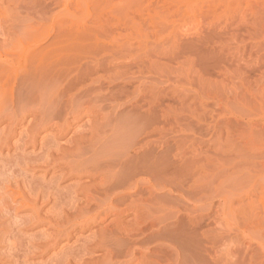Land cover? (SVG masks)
Listing matches in <instances>:
<instances>
[{
    "label": "rangeland",
    "instance_id": "1",
    "mask_svg": "<svg viewBox=\"0 0 264 264\" xmlns=\"http://www.w3.org/2000/svg\"><path fill=\"white\" fill-rule=\"evenodd\" d=\"M121 2H122V0H96V1L94 0V2H93V0H81V1L80 0H61V49L62 50L64 49V51L61 50V52H64V54L61 53V57L65 56V55L69 56V55H71L70 53H72L71 57L74 56L75 59H73V61H72V58L69 56L71 58L70 59L67 56L66 61L69 62V60H71V63H69V64L73 65L72 66L73 68L76 67V65H79L76 68H78V70L82 69V71H83V69H84L83 66H85L87 64L86 62H88L87 65H90L91 60L94 61V59H92V57H97L99 54L96 56H91L89 59V55H86V54L83 55L82 54V52H85V51H82V50L77 51L76 49H90L91 47H92L91 49H109V48L110 49H112V48L113 49H126V50H124L125 52L123 51L121 53V55H117L118 57L116 56V58H118V60L115 58L116 60L115 59L112 60V63H113V65L118 64V62L120 63L121 59L125 58L124 56H126L125 62L124 61H121V62H123V64L128 63L125 65H127L126 70L127 71L129 70V72L123 71V69H118V70H114L113 71L114 73L112 72L114 75L117 74L118 72H120V74L118 73V75L116 77L113 76L111 73H108V72H107V74H105L106 76L108 75L107 77L113 76L110 78L112 83H113V80H114V82L116 80H120V82L116 81L114 83L117 85L116 86V85L112 84L111 81L109 82V79L107 78L106 80L108 83L105 81L106 82L105 86L109 85L108 87H112V88L115 86L114 89L120 88L119 86L125 87L124 88V95L126 97L125 98H124V96L122 97L121 102L123 105H121V107L124 106L126 108L127 106H132V104H133V107H135L136 105H141L140 106L141 110L142 111L146 110L145 112H147L148 110L149 111L152 110L153 105L156 102L155 104H157V105H156L155 109L158 110V112L156 113V115L158 114V116H156V117H158V122H160V123H158V126L161 127V129H163L165 127L163 130L172 129V132L174 135L178 133L177 135H175L176 137L174 135H172V136L174 137L175 140L179 139L178 143L180 141V145H181L180 150L181 151H183L187 145L188 149L186 148L185 150H187L190 153L186 152L187 153L186 154L183 151L182 153H180V154L184 153L183 155H181V158L185 155V157H183V158L186 159V156H187L188 159H186V160H188V161L195 159V155L196 154L198 155V153H199V152H197L199 145H201V147H203L202 143H204L203 149L206 150V152L205 151L204 152L206 153L205 157L207 158V159H205V164L208 163V164H206V166H208L211 163L210 164L211 166H208L209 168L207 167L210 170L209 172H211L213 170V168H214V171H212L211 173H215V171L217 172V169L222 165L221 167H223V169L220 170V172L223 170L222 176L221 175H220L221 177L217 176L216 180L209 183L210 185H212L214 183V185L210 186L209 187L210 189H208V190L206 189L207 191H205V193H204V200H203L204 211L203 212H205V208H207L208 210L206 209L205 213H206V215L208 214L207 215L208 217L206 215H204L202 220H201L200 215L203 212L201 213V211H200L201 210L200 204H202V202L197 200V198L196 199L193 198L192 205H189V207H188V209H191L190 210V217L192 218V220L194 222L193 223L194 224V226H193L194 230H192L191 233H188L187 234L188 236L178 234V233H177L178 235L176 234V236H178V237H176V238H178V243L180 241L182 242L183 240H185L184 241L185 243L184 242H182V243L185 246L187 244L188 247H186V248H190L189 251L187 252V249L183 248L184 246H181V244H182L181 242L177 245L178 247H176V248L179 249L178 250L179 252L177 250H175L176 253L172 254V257H174V255H175L174 258H177V263L178 264H203V263L204 264H216V263L217 264H224V263L225 264H254V263L257 264V263H259V262H256V260H254L253 262L252 261L250 262V260H248V259H250L251 255H252V253H251L252 248L250 249L248 247L252 246L251 244L253 243L254 239L251 236L248 238L249 235L247 234V232L246 233L242 232L243 230H241V228H243V226L238 224L234 217L237 216L236 215L237 213L235 212L236 209L238 207L244 206L245 204L248 205L249 202L250 203L252 201L255 202L256 204H254V205L256 206V208L258 210L260 207L259 208L257 207V203L259 206H262V207L264 204L263 203L264 202V195H263L264 194V191H263L264 190L263 189L264 188V184H263L264 182H262V181H264V177H263L264 171H260L262 168H258L260 166H257V164L259 165L260 162L264 159V153H263V151H264V136H263L264 135V0H123V2H122L123 5L121 4ZM87 3H89V4H87ZM117 3L121 4V6ZM85 5L87 6V9H86ZM83 7H85V8H83ZM97 14H99L98 17L100 19L108 22L106 25V29H108V30L107 31L104 30V33H105V31L109 32V33L103 34V37L100 36V34H99L101 32V35H102L103 29L99 32L96 31V29H94L93 32H90L91 30L88 32L86 30V27L80 26L82 23H86L87 21H88L87 25L90 26L91 20H93V18L96 17ZM23 15L24 14L21 12L20 16L23 17ZM20 19H21V17L17 18L18 22L13 24V26L11 27L12 28L11 31L3 28L4 29L3 33L5 32V30L7 31V32H5L7 34H5L4 38H6V36L8 37V35L11 36L12 33L14 34V32H12V31H15L16 34H18V35L21 34V32L24 30V28H22V26L19 24L24 25V23L19 22ZM78 19H79V21H78ZM20 26H21V28H20ZM94 26H96V25H94ZM107 26H108V28H107ZM5 27H7V26H5ZM82 28H84L85 32H82V31H84ZM93 28L94 27L92 26V29ZM20 29H22V30H20ZM50 29L51 28H48V32H49L48 33L49 37L47 39L48 42H50L52 40L53 34H54L52 29L51 30ZM98 29L100 30L101 28H98ZM109 29L111 31H109ZM17 30L20 31V33ZM95 31L98 32L100 38H98V36H96V35H93V34L91 35V33L97 34V33H95ZM74 32H75L76 36L74 35ZM86 34L89 36L87 37ZM106 34H107V36H106ZM84 35H85V37H83ZM90 35L93 36L94 38L93 37L91 38ZM14 36H16V35L14 34ZM14 36L12 35V37H14ZM79 36H80V38H79ZM77 37H78V39H77ZM95 37H96V39H95ZM95 40H97V41H95ZM1 41H0V43H2ZM105 46H106V48H104ZM15 48L17 50V46H14L13 49H11V50L7 49V51L9 53L3 52L5 54V56H4V54L2 53L3 59H6V61L11 62V60L13 58L12 56H14L15 55L14 53H16L18 51V50L14 51ZM69 49H72V52H71V50L69 51ZM138 49H140V50H138ZM148 49H149V51H148ZM75 50H76V52H75ZM127 51H129V52H127ZM68 52H69V54H65ZM77 52H80L81 55H80V53L78 54ZM154 52H155V56L153 54ZM11 53L13 55L10 57ZM76 53H77V55H80V57L83 55V58L81 57V59H82L81 64L78 63V61L80 62L81 59L79 56H76ZM6 54L9 55V58L7 57L8 55L6 56ZM85 56L87 58H85ZM99 56H98L99 57L98 59L101 58V55H99ZM141 56H143V57H141ZM156 56H157V58H156ZM15 57H16V55H15ZM76 57L79 58L80 60L79 59L77 60ZM146 57H148V58L146 59ZM152 57H154V58H152ZM64 58L62 57V60L65 62ZM67 58L69 60H67ZM142 58L145 60H143ZM62 60H61V62H63ZM74 60H76V62ZM87 60H89V61H87ZM134 60H135V63H134ZM110 61H111V59L108 60V62H106L107 65L112 64V63H109ZM116 61H118V62H116ZM129 61H132V62H129ZM154 62L156 65L155 68L157 70H155V68H151L152 70H154V71H152L149 68L151 67V65ZM133 63H134V65H133ZM80 65H83V66H80ZM142 65H144V67L146 65V67L142 68L141 67ZM134 66H136L137 69H135ZM138 69H140L143 73L140 70L139 71L146 77H144L143 75L141 76L140 75L141 73L138 72ZM135 70H137V71H135ZM123 72H126L127 75L130 73L132 75L133 74L134 75L133 76H129V75L127 76ZM137 72L139 73V77H138ZM152 72H154V73H152ZM110 74H111V76H110ZM121 74H124L125 78H122V77H124V75L122 76ZM146 74H150V75H146ZM155 74H156V76H154ZM119 75H121L120 78H122V80L119 78ZM71 76H72V78H70ZM71 76H69L67 78L69 80V82L72 81L70 79H73V75H71ZM131 79H132V82H131ZM67 82L68 81H66V83ZM66 83L64 82L63 86H64V84L66 85ZM125 85H128V86H125ZM137 88H138V90H137ZM153 92H156V93H153ZM148 97H150V98H148ZM141 98H142V100L140 101ZM155 99H157V100H155ZM138 100H139V103H138ZM153 100H155V101H153ZM64 101L66 102V98H64L63 102ZM127 102L128 103L131 102V104H128ZM133 102H135V103H133ZM136 102H137V104H136ZM142 102H144V104ZM148 103H150V104H148ZM80 110H81V116L78 118L79 120H77L75 122V121H73V117L68 118L69 121H73V122L71 124V128L67 132V135L66 134L64 135L65 137L63 136L61 138L58 136L59 138L57 139L56 132L59 129L55 126H51V127L49 126V128L47 127V130H45V131L41 130V133L39 132L38 138H36V140H35V147L34 146L31 147V145L29 144V145L25 146L24 148H23V144H22L24 142L19 139L20 138L19 134L24 129L27 130V127H28L27 125H29V123L32 120L38 119L39 116L35 115L32 112L27 114L28 116L25 115L26 116V117L24 116L25 120L23 119L24 122L21 121L18 124V126L15 127L16 128L15 129L13 125H9V123L11 122L10 121L11 119H9L10 116L9 115H8L9 117L7 116L8 119L6 118V116H4L10 112L5 111L6 114L4 112H3V114H0L1 115L0 116V141L1 142L3 141L2 142L3 145L0 143V179H2V180H0V182L2 184V185L0 184V187H1V189L4 188L3 190H5L3 192L5 194H2L4 196H0L2 199H4V200L7 199V197H6L7 194H11L12 197H14V195L16 196L17 195L16 192H14L12 190H14L15 188L17 189L16 186L20 187V185L23 182H24L23 183L24 185L22 184L20 187V189H22V190L24 188L23 186H25V185H26V187L28 185H30V191H31L32 185H34V187H36V186L42 187L44 185L48 186L49 184H51L50 187L48 186L49 190H51V187H53V189H54L56 184L59 185V186L56 185V187H55L58 189L59 194L61 193L62 190L65 191V189H69V184H72L71 182H73V181L75 182V178L74 179L68 178V176L70 174H68L67 177L61 179V174L58 172L56 173L55 172L56 170H54V169H50L47 172L45 170H43V168L40 169L39 167H36L34 169L35 165H33V164L38 165L39 162L36 163V161H32V163L33 162L34 163L31 164L30 163L31 160H29V159L31 157L32 158L40 157V159H41V156H43L45 158V156H44L45 154H42V145L45 144V142H47L45 138L51 139V141H52V138H54V136H52V135H55V137H56L54 139L55 143L58 145H62V144L64 145L68 142L70 135L72 136V131L74 133L76 131L81 130V128H79V127L83 126L86 123V121L89 122L92 118L89 117L88 115L83 114L84 111H82V108H80ZM167 113H168V115H167ZM121 115L122 114L117 116V121L115 120L113 124H112V122H110V124L106 123V126L110 125L111 129L113 128V130H115L113 133V137L114 136L115 137L112 139L111 137L108 136L107 140L110 139V142L106 140V143L105 142L102 143V141H101L99 144H97L99 148L101 146L103 147L106 145H107V147H110L111 143L114 142L116 136H117L116 140L122 139V137H123L122 133L127 132V126H128V130H131L132 128L134 129V127L137 126L136 123H134L135 120L130 121V120H128L127 116H124L125 114H123V116H121ZM86 116H88V117H86ZM99 116L101 118L102 115H99ZM120 116L123 120L120 118ZM3 117H5L6 119L5 118L3 119ZM124 117H125V119H124ZM126 117H127V119H126ZM1 118H2V120H1ZM123 121H124V123H123ZM115 122H117V123L115 124ZM73 123H74V125H73ZM132 123H133V125H132ZM19 125H20V127H19ZM9 126L10 127L13 126V127L9 128ZM119 128H121V129H119ZM10 129H11L12 135H10V131H8ZM77 129H79V130H77ZM123 129L125 130V132ZM221 130H223L225 132V134ZM5 132H7V133H5ZM181 132H183L184 134ZM185 132H187V133H185ZM219 132H220V134H219ZM251 132H252V134H250ZM261 132H263L261 134L262 136H260V134H259ZM188 133L190 135L192 133V135H194V136L191 135V137H190ZM237 133H238V135H237ZM239 134H241V135H239ZM242 134H243V136H242ZM45 135L47 137H45ZM48 135H50L52 138L50 136H49L50 137L49 138ZM179 135H181V136H179ZM195 135H197V136H195ZM219 135H221V136H219ZM245 135H246V137H244ZM17 136L19 138H17ZM216 136H217L219 142L221 140L220 144H222V146H223V148L221 146L222 150H220V152L218 150V153H217V151L215 153L217 145L214 146L215 144L218 143L217 142L218 140L216 141L217 138L215 139ZM247 136H248V138H247ZM196 137H198V138L200 137V138H202V140H200V138L197 139ZM219 137H220V139H219ZM3 138H5V139H3ZM181 138H183V139H181ZM192 138H194V140ZM224 138H225V140H224ZM262 138H263V140H262ZM231 139H232V141H231ZM248 139H250V140H248ZM42 140L45 142H43ZM183 140H185V141L183 142ZM188 140H191L193 142V144L191 141H189V143H191V144H189L187 142ZM205 140H206V142H205ZM237 140H238V142H237ZM241 140H243L244 142ZM18 141L20 144L18 143ZM165 141H166V139H165ZM260 141H261V143H260ZM41 142H43V143H41ZM185 142L188 144H185ZM199 142H200V144H197ZM245 142H246V144L244 147ZM250 142H252L251 145H250ZM14 143H15V145H14ZM40 143L42 144L41 146H39ZM48 143H50V142L48 141ZM253 143L255 144V146L253 145ZM36 144H37V146H36ZM103 144H105V145H103ZM230 144H232V145L237 144V145L231 146ZM248 144L250 147H252V146H254V147L250 148L248 146ZM16 145H18L19 147ZM193 145L196 147H194ZM227 145H229L231 148ZM211 146H213V147H211ZM39 147H41V149ZM158 147L155 148L156 152L162 153L164 147H162V146H158ZM183 147H184V149H183ZM201 147L199 149H201ZM224 147H226L228 150ZM236 147H238V149ZM243 148H244V150H243ZM254 148H256V149L254 150ZM193 149H194V151H193ZM203 149H202V151H203ZM39 150H41V151H39ZM175 150H177L176 147H174V149L172 151L173 154L171 153V156H172V158L175 157V158L179 159L180 156H178V154H179L178 152H181V151L178 149L179 151L177 150L178 152L177 151L175 152ZM195 150H196V153H195ZM238 150H241V151L243 150V152L242 153H241V151L238 152ZM259 150H260V152H258ZM192 151H193V153H192ZM211 151H213L214 153ZM228 151H230L231 153ZM221 152H223V154H221ZM161 153H159V154H161ZM191 153H192V155H191ZM227 153H228V155H227ZM232 153H234L236 156L239 154L246 153V155L249 154L250 157L249 156L247 157L245 155H244L245 156L244 159H243V157L242 158L239 157L238 159L245 160L246 165L245 164H244L245 166L242 164L236 165L235 164L236 160L234 158L235 155L233 156ZM38 154L39 155L42 154V155L38 156ZM175 154H176V156H175ZM225 154L229 157H227ZM27 155H28V158L27 157L25 158V156H27ZM30 155H33V156H30ZM193 155H194V157H193ZM197 155H196V158H197ZM199 155H200V153H199ZM208 155H209V158L207 157ZM222 155L225 157H223ZM230 155H231V157H230ZM218 156H220V157L218 158ZM43 157H42V160H43ZM222 157H223V159H222ZM181 158L179 160H181ZM183 158H182V160H183ZM220 158L222 160H220ZM253 158H255V159H253ZM258 158H261V159H258ZM27 159L29 160V162H27L28 161ZM23 160H25L26 163ZM54 160L55 159H53L51 162H53ZM38 161H40V160H38ZM198 161L200 164V158L197 160V162ZM231 162H233V163H231ZM27 163L29 165L31 164L33 166H31V165L28 166ZM54 163H55V161H54ZM21 164H23V165H21ZM218 164H219V166H218ZM255 165L257 168L255 167ZM28 167H29V169H28ZM234 169H236V170H234ZM243 171H245V172H243ZM254 171H257V173ZM66 172L67 171H65V173ZM246 172L250 174V175H247L248 177L246 176V174H247ZM231 173L233 176L231 175ZM254 173L256 176L254 175ZM1 174H3V175H1ZM4 174H5V176H4ZM234 174L237 176H235ZM223 175H224V178H222ZM251 175H253V176H251ZM58 176L60 177V179L58 178ZM230 176H232L231 178H234V179L231 180ZM252 178H253V180H254V178L255 179L257 178L256 181H258L259 183L256 182L255 180L253 181ZM222 179H223V183H220V184H222V185H220L218 181L221 180V182H222ZM225 180L227 181V183L225 182ZM38 181H40V183H42L43 185H41ZM43 181L45 183H48V184H45ZM48 181H51L52 183L56 181V183H53L54 184V186H53V184L48 182ZM82 181H85V182L90 181L93 184H95V183L99 182V177L98 178L94 177L93 179H91V178L89 179V177L88 178H82ZM82 181L80 184L85 183ZM215 181H216V183H215ZM251 182L252 183L255 182L256 184H259V185L262 183L261 185L263 186V188H262L263 193L260 190V188L262 186H259L260 188H258V190L256 192H252L253 194L255 193L257 196L252 195L250 189H248V187L251 185L250 184ZM10 183H11V185H10ZM25 183H28V184H25ZM241 183H242V185H241ZM248 183H249V186H247ZM217 185H220V186L218 187ZM229 185H230V187L228 188L227 186H229ZM3 186H5V187H3ZM47 186H46V188H47ZM213 186H215V189H213L214 188ZM11 187L14 189L8 190ZM19 187H18V189H19ZM62 187H64V188L66 187V188L64 189ZM220 187L222 189H220ZM238 187L240 189L239 191L237 190ZM46 188L42 187L43 190H48ZM234 188H237V189H234ZM246 188L250 192H247ZM28 189H26V190H27V193L29 194ZM213 190L217 191L219 193V195H217L218 193L214 192ZM10 191H12V192L10 193ZM51 191H50V194H52ZM210 191L211 192L213 191V192L211 193ZM220 191H222L224 193L222 194ZM228 191L232 192V194L228 193ZM24 192H25V190H24ZM1 193H2V190L0 191V195H1ZM27 193H26V195H27ZM238 193L243 197V199L240 195H238ZM214 195H215V197H214ZM224 195H226L227 197ZM232 195L235 196L234 197L235 199L233 198ZM246 195L250 196V198L245 197ZM28 196L29 195H27L26 197H28ZM216 196H217V198H216ZM222 196L229 198V200H227L226 198H224ZM54 197L56 198L57 202L56 201L55 202L51 201V202H53L56 207L54 206L53 203L51 204V202L47 203L48 201L46 202V204H47L46 206L45 205H41V206L38 205V203L41 204V201H39L37 203L38 208H39V206H40V208L43 206L42 211H41V215H45L44 212L45 213L47 212L46 214L50 213L54 216L53 217L49 214L51 217L49 215H46L47 217H50L51 219H52V217L56 218L55 214H57V211H56L57 207H58L57 204H59V202L61 203V198H60L61 196L60 197L59 196H53L51 198L54 199ZM208 197H212V198L209 199ZM230 197H231V199H230ZM57 198L58 199L60 198V199L58 200ZM213 198H215V199H213ZM260 199H263V200H261L263 204L261 203ZM4 200L2 201L3 203L0 204L1 205L0 209H1V212H3L5 210V212H3V213L7 212V216H6V214L4 215L3 213L0 212L1 215L3 214L0 217L5 218V219H0V226H1L0 227L1 228L0 229V231H1L0 237H2V238H0V264H61V259H60L61 255H59V254H61V252H60L61 247H62V250L66 249V247L68 248V246L74 245V242L77 240L78 236L80 237V239L83 238V240H86V237H88V235H90L88 230H82L81 229V231H80V228H78L77 232L79 231V233H78L77 237H74L75 239H71L69 242H68V240H61L60 239V241L59 240L57 241V244L54 246V249L52 248V249H49L46 251L43 247H39L36 245L39 244L37 242H40V240H42L41 238L39 240L40 236L37 235L38 232L44 231L45 228L47 229L48 225L47 226L43 225V227L39 226V225L38 226L33 225L32 223L35 219L33 220L29 211L27 212V211L20 210V209H17L15 211H13V209H12V211H10L8 209H4L5 205H3V204H5L8 201V199L5 200V202H4ZM195 200L197 202H194ZM223 200H226V202L224 201L225 204L223 203ZM230 200H232L233 202H229ZM235 200L237 203L235 202ZM19 201H21V200L17 199L16 204ZM166 202H167V204L171 203L168 201H166ZM166 202H161V203H162V205H165ZM199 202H200V204H199ZM197 203H198V205H197ZM233 203H234V205H233ZM167 204L165 205L166 207L165 206L164 207L167 208V210L171 209L172 208L171 206H173V204H171V206H170V204H168V207H167ZM217 204H219V205L217 206ZM236 204H239V205H236ZM193 205H194V207H193ZM227 205H229V206H227ZM227 207H229V208H227ZM48 208H50V211L47 210ZM51 208H52V210L53 209L54 210L52 211ZM220 208H222V210ZM230 208H231V210H229ZM195 210H196V212H195ZM232 210H233V213H236L235 216L233 217L234 222H232L233 220L230 217V216L234 215V214L230 215V213L232 214ZM53 212L55 214H53ZM191 212L195 213V214L193 215V214H191ZM11 213H12V215H9ZM219 216H221L222 219ZM205 217H207V218H205ZM223 217L224 218L228 217L230 219L227 218V219H225L226 220L225 221ZM133 218H134L133 214L127 215V216L121 215V218L114 215V216L107 218V220L103 221V223H101V222L98 223V225L96 227L95 226L92 227V229L90 231L91 232H97L100 228H103L105 226V224H108V222L110 220L117 222V224H124L125 225L129 219L132 220ZM193 218L194 219L196 218V220L194 221ZM24 219H25V222H24ZM237 219H239L238 216H237ZM188 220H189V218H188ZM198 220L200 222H198ZM228 220H232V221H229L230 222L229 223ZM235 221L237 224L235 223ZM122 222H124V223H122ZM202 222L203 223L205 222L204 225ZM215 222H216V224H215ZM219 222H221V223H219ZM231 222L234 224L233 226H232ZM197 224H198V226H196ZM199 224L202 226H199ZM218 225L221 228H217V227H219ZM236 225L240 229L237 227H234ZM203 226H205V228ZM223 226L225 228L228 227V229H225ZM236 228H237V230H236ZM201 229L203 231H201ZM213 229L214 230L217 229V230H215L216 233ZM204 230H205V232H204ZM210 230H211V232H210ZM230 230L232 232H230ZM193 231H196V236H194L195 232H193ZM47 232H49V234L55 233V231L54 230L51 231V229H49V227L47 229ZM223 232H225V233H223ZM203 233H205V234L203 235ZM220 233H221V235H220ZM197 234H198V236H197ZM216 234L219 236H216ZM201 235H202L203 241H205V240L206 241L204 242L205 244H203L204 245L203 248L202 247L198 248L199 244H197V243L199 242L198 239H200V240L202 239ZM179 236H182L185 239L180 237L182 239L179 240ZM221 236L224 238H222ZM187 237L191 238V240L186 239ZM230 237L232 239H230ZM235 238H237L238 241ZM243 239H245L244 242H243ZM251 239H253V240H251ZM1 240H2V242H1ZM212 241L214 244L212 243ZM217 241H219V242H217ZM6 242H8V244H6ZM159 242H161V243L163 242V244L165 243L164 240L163 241L160 240ZM159 242L156 241L154 244H160ZM208 242H211V243H208ZM215 242H217V243H215ZM19 243L21 246L19 245ZM24 243L29 247H27V246L24 247ZM35 243H37V244H35ZM191 243L193 246L191 245ZM247 243L250 244V246L247 245ZM217 244H218V246H217ZM9 245H10V247H13L12 250H14L15 247L18 250L19 248H21L23 246L25 248V250L22 249L23 253L24 254L26 253L27 256H26V254L24 256L23 253H20L22 250L19 249L18 250L19 252H18L15 249L18 253H16L17 255L14 253L15 255L13 254L14 255V258H13V255L11 252L12 250L9 247ZM31 245L34 246L33 250L31 249V247H32ZM213 245H215V246H213ZM76 246H77V244H76ZM191 246H192V250L194 252L196 250L197 252L193 253V251L191 250ZM244 246H246V247H244ZM74 247H75V245H74ZM182 248L185 250L182 251ZM237 248H239V249H237ZM253 248H255V245ZM200 249L201 250L203 249L202 250L203 253L201 252ZM228 249H229V252H228ZM233 249L237 250L238 253H236V251H234ZM245 249H246V251H245ZM190 250H191V253H190L191 257L189 256L190 254L188 255L185 253V252L189 253ZM199 250H200V252H199ZM221 250H222V252H221ZM7 251L9 253L11 252L10 253L11 256H8L9 253ZM33 251H35V253H33ZM45 251H46V253H45ZM103 252L104 251H101V250H99L97 252L95 251V253L92 252L91 257H92V259H94L92 261V263L95 262L93 264H98L100 262L101 257H99V256H102V254L105 253V252L104 253ZM244 252H246V253H244ZM180 253H181V256H180ZM218 253H222V254L219 255ZM6 254H7V256H6ZM193 254L196 256H194ZM177 255H178V257H176ZM15 256H18V257H15ZM192 256H193V258H192ZM9 257H12L13 259L9 258ZM20 257H22V258H20ZM57 257L59 259H57ZM122 257H124V258H122ZM122 257L120 258V262H122L123 264H132V263L133 264H140V262H141L140 258L137 259L138 256H135V258L134 257L133 258L126 257V258L130 259V261H129L130 263L129 262L124 263L125 260H127V259H125L124 255H122ZM242 257H243V260H242ZM66 258H68V257L66 256ZM14 259H17V260H14ZM97 259H99V260H97ZM122 259H124V260L122 261ZM135 259H137L138 261L137 260L135 261ZM58 260H60L59 263H57ZM74 260H76V258ZM95 260H97V261H95ZM131 260H134V261L131 262ZM178 260H179V262H178ZM241 260L245 261V262H242ZM55 261H57V262H55ZM222 261H223V263H222ZM257 261H259V260H257ZM74 262H73V264L76 263V262L75 263ZM161 264H164V263L161 262ZM262 264H264V262H262Z\"/></svg>",
    "mask_w": 264,
    "mask_h": 264
},
{
    "label": "bare ground",
    "instance_id": "2",
    "mask_svg": "<svg viewBox=\"0 0 264 264\" xmlns=\"http://www.w3.org/2000/svg\"><path fill=\"white\" fill-rule=\"evenodd\" d=\"M93 2H94V0H93ZM122 2H123V0H122ZM122 2H121V4H122ZM87 4H89V3H87ZM117 4H119V3H117ZM121 4H119V5L121 6ZM83 8H85V7H83ZM86 9H87V6H86ZM21 12L24 14L23 17L20 16ZM98 15L99 14H97L96 17H94L93 20H91L90 26L87 25L88 21L86 23H82L80 26L86 27V30L88 32L90 30H91L90 32H93L94 29H96V31L99 32L103 29L102 35H101V32L99 33L100 36L103 37V34L109 33V32H106L108 30V29H106V25L108 22L100 19L98 17ZM19 17H21V19H20L21 21L19 20V22L24 23V25H22V24H19V25H21L22 28H24V30L21 32L20 35L16 34L15 31H12V32H14V34L16 36H14V34L12 33V35L14 37H12V35L10 34L11 36L8 35V37L6 36V38H4L5 34H7V33H5V32H7L6 30L8 29L9 31H11V29H12L11 27L13 26V24L18 22L17 18H19ZM78 21H79V19H78ZM94 25H96V26H94ZM5 26H7V27H5ZM21 26H20V28H21ZM92 26L94 27L93 29H92ZM3 28L6 29L4 33H3V31H4ZM48 28H51L52 31L54 32L53 38L50 42H48V40H47L49 37ZM98 28H101V29L99 30ZM107 28H108V26H107ZM82 29L84 30V28H82ZM20 30H22V29H20ZM104 30H106L105 33H104ZM96 31H95V33H97V34L91 33V35L93 34V35L98 36V38H100L98 32H96ZM109 31H111V30L109 29ZM18 32L20 33V31H18ZM82 32H85V30ZM87 34H86V36L88 37L89 35H87ZM74 35H75V32H74ZM91 35H90V37L92 38L93 36H91ZM106 36H107V34H106ZM83 37H85V35ZM79 38H80V36H79ZM77 39H78V37H77ZM95 39H96V37H95ZM0 41L2 42V43H0V114H3V112L5 113V111L6 112L9 111L10 113H7V115H4V116H6L7 119L10 116L9 119H11L10 120L11 122L9 123V125H13L14 128L17 127L21 121H23L25 115H27L31 112L34 113L35 115L39 116L38 119H34V120L31 119L32 121L29 123V125H27L28 126L27 130L24 129L21 132L22 134L21 133L19 134L20 138L17 136V138H19L20 140H22L24 142V143H22L23 148L29 144L31 145V147L32 146L35 147V140H36V138H38L39 132L41 133V130H44V131L47 130V127L49 128V126L50 127L55 126L59 129L56 132L57 139L59 137L62 138L65 134L67 135V132L71 128L72 122L73 121L76 122L77 120H79L78 118L81 116L80 108H82V111H84L83 114L88 115L89 117L92 118L91 119L92 121L91 120L89 122L86 121V123L83 126H80V127L78 126L79 128H81V130L77 129L79 131H76L74 133L72 131V136L70 135L68 142L64 145L63 144L58 145L55 143V140H54L56 138L55 135H52V136H54V138H52L50 135H48V137L50 136L52 138V141H51V139H47V138H45L47 142L42 140L43 142H45V144L42 145L41 143H43V142H41L39 146L42 145V154H45L44 155L45 158L43 156H41L42 154L41 155L38 154V156H41V159H40V157H35V158L31 157L32 159L29 157L30 158L29 160H31L30 161L31 164L34 163V162L32 163V161H36V163L39 162L38 165L33 164V165H35L34 169L36 167H39L40 169L43 168V170H45L46 172L50 169H54V170H56L55 171L56 173L58 172L61 174V179L67 177L68 174H70L69 175L70 177L68 176V178H71V179L75 178V182L72 180L73 181V182H71L72 184H69V189H65L66 187L65 188L62 187L65 189V191H63L61 189L62 190L60 193L61 195L59 194L58 189L55 188L57 184L55 185L54 189H53V187H51L52 191L49 190V188H48V186L50 187L51 184H49L48 186L47 185L42 186L43 188L44 187L46 188V186H47L46 189H48V190H43L42 187H38V186L34 187V185L31 186L32 187L31 191H30V185H28L29 187L27 186L29 189L25 185V186H23L24 188L22 190V189H20V187L24 183L23 182L20 185V187L16 186L17 187V189L15 188L16 190L12 187L8 189V190L14 189L12 191L16 192L17 195L16 196L14 195V197H12L11 194H7V196L5 195L8 199V201L5 204H3V205H5V207L2 205L4 207V209H8L10 211H12V209H13V211H15L17 209L24 210L27 212L29 211L33 220L35 219L34 221L32 220L33 225H35V226L39 225L42 227H43V225H46V226L48 225V227H49V229H51V231L54 230L55 231L54 234H49V232H47V229H48V227H47V229L45 228L46 230L44 229V231L38 232V234H37L40 236V237L38 236L39 240H40V238L42 240H40V242H37L39 244L35 243V244H37L36 246L43 247L46 251L49 249H52V248L54 249V246L57 244L58 240L60 241V239L61 240H68V242L71 239H75L74 237H77V235L79 233V231L77 232L78 228H80V231H81V229L82 230H88L90 235H88V237H86V240H83V238L80 239V237L78 236L77 240L74 242L75 247L73 244H72L73 246H68V248L66 247V249H63V250L61 247V251H60L61 254H59L57 252L59 255H61V258H60L61 264H73L74 261L76 262V263L74 262L75 264H93L95 262L92 263V261L94 259H92L91 254H92V252L95 253V251L97 252L99 250L104 251L105 253L103 252L104 254H102V256H99V257H101V259H100V262L98 261L99 262L98 264H123L122 262H120V258L122 257V255L125 256V259H127V260H125L124 263H128L130 261V259H128V258H133V257L135 258V256H138L137 259L140 258V261H141L140 264H161V262L164 264H178L177 258H174L175 255H174V257H172V254L176 253L175 250H177V251L179 250L176 247H178L177 245L181 242L180 241L178 243V238H176L178 236H176V234L178 233V234H182V235H187L188 233H191L192 230H194L193 229V226H194L193 223L194 222H193L192 218L190 217V210L191 209H188V207H189V205H192L193 198H195V199L197 198V200L202 202V204H200V202H199V204L201 205L200 206L201 207V210H200L201 213L204 211V209H203L204 193H205V191L210 189L209 188L210 186L214 185V183L212 185H210L209 183L216 180L217 176L218 177L220 175L222 176L223 170L220 172V170L223 169V167H221L222 165L219 168L217 167L218 168L217 172L215 171V173H211L212 171H214V168L211 172H209L210 170L208 169L209 168L208 166H211L210 165L211 163L208 166H206V164H208V163L205 164V159H207V158L205 157L206 156L205 155L206 150L203 149L204 143H202L203 147H201V145H199V148L201 147V149L198 148V150H197V152L200 153V155H199V153H198V155L196 154L197 158L195 155V159L188 161V160H186V159H188L187 156H186V159L183 158V157H185V155H184L182 157L183 158V160H182L181 155H183L184 153L183 154H180V153H182L183 151L185 153L188 152L187 150H185L187 148V145H186L185 149L183 147L184 150L181 151L180 150V146H181L180 141L178 143L179 139H177V140L174 139V137L172 136V135H174L172 132V129L163 130L165 127L163 129H161V127L158 126V123H160V122H158V117H156V116H158V114L156 115L158 110L155 109L157 104H155L156 102L155 103L153 102L157 99L152 101L154 103L153 108L151 111H149L147 109L148 110L147 112H145L146 110L145 111L141 110V107H140L141 105H136V106L134 105L136 108L133 107V104H132V106L126 105L127 106L126 108L124 106L121 107V105H123L121 102L122 97L123 96H124V98L126 97L124 95V88L125 87L118 85L120 88L114 89L115 86L112 88V87H108L109 85L105 86V84L107 82V80H106L107 78L109 79V82H110L111 77H113V76L116 77L118 75V73L120 74V72H118V73L116 72L117 74L114 75L113 74L114 70L123 69V71H127L126 70L127 65H125V64H128V63L123 64V62H121V61L125 62L126 56H124L125 58H122V59L120 58L121 59L120 63L118 61H116V62H118V64L113 65V63H112V60H114L117 55H121V53L126 49H113V48L112 49H110V48L109 49H91L92 47L90 49H76L77 51H80V50L85 51L86 53L82 52V51L81 52L83 55L84 54L89 55V59L91 56H96L98 54L101 55L100 59H98L100 57L99 55H98L99 57L98 56L92 57V59H94V61L91 60L92 64L90 63V65H87L88 62H86L87 64L85 66L80 65V66H83V68H84L83 71H82V69L78 70V68H76L79 65H76V67L73 68L72 67L73 65L69 64V63H71V60H69L68 58H67V60H69V62L66 61V57L68 55L62 56L63 58L65 57L64 58L65 62L62 60L61 53L64 54V52H61V50H62L61 49V0H0ZM95 41H97V40H95ZM14 46H17V50H18L17 51L15 48L14 51H17V52L16 53L13 52L16 55V57H15V55L12 56L13 54L11 53L10 57L12 56L13 58H12L11 62L10 61L8 62V61H6V59H3L2 53L3 52L9 53L7 51V49L11 50V49H13ZM104 48H106V46ZM70 50L72 52V49H69V51ZM76 50H75V52H76ZM138 50H140V49H138ZM62 51H64V49ZM129 51H127V52H129ZM148 51H149V49H148ZM155 52L153 53L154 56H155ZM77 53L79 54L80 52H77ZM77 53H76V56L80 57L81 53H80V55H77ZM65 54H69V52L65 53ZM70 54L71 55H69V56L71 57L72 53H70ZM7 55L8 54H6V56ZM83 55L81 56L82 58H83ZM4 56H5V54H4ZM7 57L9 58V55ZM73 57H71L72 61H73V59H75V57L74 58ZM81 57H80V59H81ZM141 57H143V56H141ZM85 58H87V57L85 56ZM147 58L148 57H146V59ZM152 58H154V57H152ZM156 58H157V56H156ZM76 59L78 60L79 58L76 57ZM110 59H111V61L109 63H112V64L107 65L106 62H108V60H110ZM116 59L118 60V58H116ZM61 60L63 62H61ZM143 60H145V59H143ZM74 61L76 62V60H74ZM87 61H89V60H87ZM81 62H82V59L80 62L78 61L79 64H81ZM129 62H132V61H129ZM134 63H135V60H134ZM134 63H133V65H134ZM155 66L156 65L154 62L149 69L152 70L151 68H155ZM134 67H135V69H137L136 66H134ZM141 67L145 68L146 65H145V67H144V65H142ZM139 70L140 69H138V72L141 73L142 71L140 70L141 71L140 72ZM155 70H157V69L155 68ZM135 71H137V70H135ZM152 71H154V70H152ZM107 72L111 73L113 76H111V74H110L111 77H107L108 75L107 76L105 75V74H107ZM127 72H129V70ZM123 73L127 75L126 72H123ZM139 73H138V77H139ZM142 73L140 74L141 76L143 75ZM152 73H154V72H152ZM124 74H121V75L123 76ZM71 75H73V79H70L72 81L69 82V80L67 78ZM121 75H119V78L121 77ZM128 75L133 76L134 74L132 75L130 73ZM146 75H150V74H146ZM154 76H156V74ZM144 77H146V76H144ZM70 78H72V76ZM122 78H125V75ZM122 78H120V79L122 80ZM132 79H131V82H132ZM65 80L68 82L66 83ZM116 81L120 82V80H116ZM64 82L66 83V85L64 84V86H63ZM115 82H114V80H113V83L111 81L112 84H114ZM114 85H116V84H114ZM125 86H128V85H125ZM137 90H138V88H137ZM153 93H156V92H153ZM64 98H66V102L65 101L63 102ZM148 98H150V97H148ZM141 100H142V98L140 99V101ZM144 102H142V103L144 104ZM133 103H135V102H133ZM138 103H139V100H138ZM128 104H131V102ZM136 104H137V102H136ZM148 104H150V103H148ZM120 114H122L121 116H123V114H125L124 116H127L128 120H130V121L135 120L134 123H136L137 126L136 125H135L136 127L133 126L134 129L132 128L131 130H128V126H127V132L122 133L123 134L122 139L116 140V138H117V136H116L114 142L111 143L110 147H107V145H106L103 147L101 146L99 148L97 144H99L101 141H102V143L103 142L106 143L108 136L111 137L112 139L115 137V136L113 137V133L115 130H113V128L111 129L110 125L106 126V123L110 124V122H112V124H113L115 120L117 121V116ZM99 115H102L101 118ZM167 115H168V113H167ZM88 116H86V117H88ZM121 116H120V118H121ZM69 117H73V121H69L68 120ZM127 117H126V119H127ZM4 118L5 117H3V119ZM124 119H125V117H124ZM1 120H2V118H1ZM116 123L117 122H115V124ZM123 123H124V121H123ZM20 125H19V127H20ZM73 125H74V123H73ZM132 125H133V123H132ZM13 126H11V127H13ZM11 127L9 126V128H11ZM119 129H121V128H119ZM8 131H10V135H12L11 129ZM221 131H223V130H221ZM124 132H125V130H124ZM5 133H7V132H5ZM181 133H183V132H181ZM185 133H187V132H185ZM192 133H191V135H192ZM262 133L263 132L259 133L260 136H262L261 135ZM177 134H175V135H177ZM219 134H220V132H219ZM224 134H225V132H224ZM250 134H252V132ZM191 135L189 134L190 137H191ZM197 135H195V136H197ZM237 135H238V133H237ZM239 135H241V134H239ZM179 136H181V135H179ZM192 136H194V135H192ZM219 136H221V135H219ZM242 136H243V134H242ZM248 136H247V138H248ZM45 137H47V136L45 135ZM244 137H246V135ZM196 138L199 139L200 137L199 138L196 137ZM216 138H217V136L215 137V139ZM3 139H5V138H3ZM165 139H166V141H165ZM181 139H183V138H181ZM192 139L194 140V138H192ZM219 139H220V137H219ZM200 140H202V138H200ZM217 140H218V138L216 139V141ZM224 140H225V138H224ZM248 140H250V139H248ZM262 140H263V138H262ZM48 141L50 143H48ZM107 141L110 142V139ZM184 141L185 140H183V142ZM189 141H191V140H188L187 142L189 143ZM231 141H232V139H231ZM241 141H243V140H241ZM2 142L0 141L1 144H2ZM205 142H206V140H205ZM217 142H216L217 144L214 143L215 144L214 146L217 145L216 150L214 149L215 153H216V151L218 153V150H219V152H220V150H222L221 149L222 144H220L221 140H220V142H219V140ZM237 142H238V140H237ZM18 143H19V141H18ZM188 143L185 142V144H188ZM251 143L252 142H250V145H251ZM260 143H261V141H260ZM37 144H36V146H37ZM189 144H191V143H189ZM192 144H193V142H192ZM197 144H200V142ZM245 144H246V142L244 143V147H245ZM14 145H15V143H14ZM103 145H105V144H103ZM230 145L235 146L237 144H234V145L230 144ZM253 145L255 146L254 143H253ZM16 146H18V145H16ZM158 146L164 147L162 153L159 152L161 154L156 152L155 148H157ZM227 146H229V145H227ZM248 146H249V144H248ZM254 146H252V147H254ZM174 147H176L177 150L179 149L181 151V152H178L179 150L178 151L175 150V152L177 151L179 153V154L178 153L177 154H178V156H180L181 160H179L180 158L179 159H177L175 157L172 158L171 153L173 154L172 151H173ZM194 147H196V146H194ZM211 147H213V146H211ZM252 147H250V148H252ZM39 148L41 149V147H39ZM222 148H223V146H222ZM224 148H226V147H224ZM236 148L238 149V147H236ZM202 149H203V151H202ZM255 149L256 148H254V150ZM243 150H244V148H243ZM243 150L242 151L238 150V152L241 151V153H242ZM39 151H41V150H39ZM193 151H194V149H193ZM193 151H192V153H193ZM211 152H213V151H211ZM228 152H230V151H228ZM258 152H260V150ZM188 153H190V152H188ZM192 153H191V155H192ZM195 153H196V150H195ZM263 153H264V151H263ZM221 154H223V152H221ZM227 155H228V153H227ZM232 155L234 156L235 154L232 153ZM244 155L247 157L248 156L250 157V155L249 154L246 155V153L239 154L237 156L235 155L236 157L234 156V158L236 160L235 161L236 165L237 164L238 165L239 164H242V165L245 164L246 165L245 160L238 159L239 157L240 158L243 157V159H244V157H245ZM30 156H33V155H30ZM175 156H176V154H175ZM26 157L28 158V155L25 156V158ZM42 157H43L44 161L42 160ZM193 157H194V155H193ZM198 157L200 158V164H199V161L197 162V160L199 159ZM207 157L209 158V155ZM219 157L220 156H218V158ZM223 157H225V156H223ZM223 157H222V159H223ZM227 157H229V156H227ZM230 157H231V155H230ZM53 159H55L54 160L55 163H54V161L51 162ZM222 159L220 158V160H222ZM253 159H255V158H253ZM258 159H261V158H258ZM29 160L27 162H29ZM38 160H40V161H38ZM23 161H25V160H23ZM25 163H26V161H25ZM231 163H233V162H231ZM219 164H218V166H219ZM21 165H23V164H21ZM27 165L30 166L28 163H27ZM33 165H31V166H33ZM257 166H260L258 168H262L260 171H264V159L260 162L259 165L257 164ZM255 167H256V165H255ZM28 169H29V167H28ZM234 170H236V169H234ZM65 171H67V172L65 173ZM243 172H245V171H243ZM254 172L257 173V171H254ZM249 173H247L246 176L250 175ZM1 175H3V174H1ZM224 175L222 178H224ZM231 175H232V173H231ZM254 175H255V173H254ZM4 176H5V174H4ZM232 176H230V178ZM235 176H237V175H235ZM251 176H253V175H251ZM88 177H89V179L90 178L93 179L94 177H96V178L99 177V182L93 184L90 181H88V182L82 181V178H88ZM58 178L60 179L59 176H58ZM257 178L256 179L254 178V180L256 181ZM232 179H234V178H231V180ZM0 180H2V179H0ZM252 180H253V178H252ZM51 181H48V182L52 183ZM81 181L85 182V183L80 184ZM38 182L40 183V181H38ZM218 182H219V184L223 183V179H222V182H221V180ZM225 182L227 183L226 180H225ZM252 182L250 183L251 184L250 186H249V183L247 185V186H249L248 189H250L251 193L256 192L258 190V188H260L259 186H262L261 185L262 183L259 185V184H256L255 182L254 183H252ZM256 182H258V181H256ZM262 182H264V181H262ZM53 183H56V181ZM215 183H216V181H215ZM0 184H1V182H0ZM25 184H28V183H25ZM40 184L43 185L42 183H40ZM45 184H48V183H45ZM10 185H11V183H10ZM220 185H222V184H220ZM220 185H217V186L219 187ZM241 185H242V183H241ZM53 186H54V184H53ZM57 186H59V185H57ZM3 187H5V186H3ZM18 187H19V189H18ZM213 187H214L213 189H215V186H213ZM227 187L229 188L230 185ZM25 188L29 190L28 191L29 194L27 193V190ZM262 188H263V186L260 188L261 192L264 189V188L263 189ZM0 189H1V187H0ZM3 189H1L2 193L0 196H4L2 194H5V193H3L5 191ZM220 189H222V188L220 187ZM234 189H237V188H234ZM248 189H247V192H250V191H248ZM24 190L27 193V195H29L28 197H26L27 195L24 192ZM237 190L238 191L240 190L239 187ZM12 191H10V193ZM50 191L52 192V194H50ZM217 191H214V192H217ZM229 191H228V193L232 194V192H229ZM220 192L222 194L224 193L222 191H220ZM215 195H214V197H215ZM217 195H219V193ZM226 195H224V196H226ZM238 195H240V194L238 193ZM252 195H256V194L252 193ZM53 196H59V197L61 196L60 197L61 203L60 202H59V204L56 203L58 205L57 210H56L57 214H55L56 213L55 211H54L55 213L53 212V214L56 215V218H53L54 216L49 213L51 216H53L51 219L50 218L51 216L49 214H46L47 212L46 213L44 212L45 215H41V211H42L43 206L41 208H40V206L41 205L46 206L47 201H48L47 203H49L51 201L55 202L56 198L55 197H54V199L51 198ZM224 196H222V197H224ZM226 197H224V198H226ZM234 197L235 196H233V198ZM245 197L250 198V196H247V195ZM208 198L210 199L212 197H208ZM216 198H217V196H216ZM7 199H5V200H7ZM17 199L21 200L17 203L18 205L16 204ZM213 199H215V198H213ZM226 199L229 200V198H226ZM230 199H231V197H230ZM242 199H243V197H242ZM3 200L4 199H2L0 197V204L3 203L2 202ZM5 200H4V202H5ZM261 200H263V199H260V201ZM39 201H41V204L38 203ZM166 201L171 202V203H168V204H170V206H171V204H173V206H171L172 208L170 207L171 209H169V210H167V208H165L166 207L165 205L167 204ZM224 201L226 202V200H223V203H224ZM53 202H51V204ZM161 202H166V204L162 205ZM194 202H197V201L195 200ZM229 202H233V201L230 200ZM235 202H236V200H235ZM37 203H38V205H40L39 208L37 207ZM261 203H262V201H261ZM168 204H167V207H168ZM254 204H256V203L252 201L251 203L249 202L248 205L245 204L242 207H238L235 211L237 214L233 213V210H232V214L230 213V215H233V214L234 215L233 216L229 215V216L232 218L233 221L228 220V222L229 221L234 222V218H235L237 223L243 226L244 229L241 228V230H243L242 232H245V233L247 232V234L249 235L248 238L250 236L253 237L254 240L251 239V240H253V243L251 245L253 247L255 245V248H253L252 246H250V244L247 243V245L250 246V247H248V246L247 247L250 249L252 248V250H251L252 255H251L250 259H248V260H250V262L251 261L253 262L254 260H256V262H259L257 264H262V262H264V204L262 207V206H259L257 203V207L258 208L260 207L259 210L256 208V206ZM197 205H198V203H197ZM218 205L219 204H217V206ZM233 205H234V203H233ZM236 205H239V204H236ZM54 206H55V204H54ZM227 206H229V205H227ZM0 207H1V205H0ZM193 207H194V205H193ZM227 208H229V207H227ZM206 209L207 208H205V212H206ZM220 209L222 210V208H220ZM47 210L50 211V208H48ZM51 210H52V208H51ZM229 210H231V208ZM0 212H1V209H0ZM3 212H5V210ZM3 212H1V213H3ZM195 212H196V210H195ZM205 212H203L200 215L201 220H202L203 216L206 215ZM12 213L9 215H12ZM3 214L4 215L6 214V216H7V212L3 213ZM131 214L134 215V218L132 220L129 219L130 221L128 220V222L125 225L124 224H117V222L110 220L108 222V224H105V226L103 228H100L97 232H91L90 231L92 229V227H94V226L96 227L98 225V223H100V222L103 223V221H106L107 218H109L111 216L115 215V216L121 218V215L127 216V215H131ZM191 214L194 215L195 213L191 212ZM235 214L238 216L239 219H237V216H235ZM2 215L0 214V216H2ZM46 215H49L50 217H47ZM207 217H205V218H207ZM219 217L221 218V216H219ZM188 218H189V220H188ZM227 218L228 217L224 218V220ZM0 219H5V218L0 217ZM228 219H230V218H228ZM195 220H196V218L194 219V221ZM236 221H235V223H236ZM24 222H25V219H24ZM198 222H200V221L198 220ZM122 223H124V222H122ZM204 223H203V225H204ZM219 223H221V222H219ZM215 224H216V222H215ZM233 225L234 224L232 223V226ZM196 226H198V224ZM199 226H202V225L199 224ZM203 227L205 228V226H203ZM234 227H237V225ZM217 228H221V227L219 226ZM237 228H239V227H237ZM237 228H236V230H237ZM202 229H201V231H203ZM225 229H228V227ZM215 230H217V229H215ZM231 230H230V232H232ZM193 232H195L194 236H196V231H193ZM204 232H205V230H204ZM210 232H211V230H210ZM215 233H216V231H215ZM223 233H225V232H223ZM198 234H197V236H198ZM204 234L205 233H203V235ZM220 235H221V233H220ZM216 236H219V235L216 234ZM180 237H182V236H179V240L184 238V237H182V238H180ZM0 238H2V237H0ZM201 238H202V235H201ZM222 238H224V237H222ZM186 239L191 240V238H189V237H187ZM230 239H232V238L230 237ZM235 239L237 240V238H235ZM160 240H162V241L164 240L165 243L163 244V242L162 243L159 242ZM198 240H199V242L197 243V244H199L198 248H200V247L203 248V246H204L203 244H205L204 242L206 240L203 241V238L201 240L200 239H198ZM156 241H158L160 244H154ZM184 241L185 240H183L182 242H184ZM244 241H245V239H243V242ZM1 242H2V240H1ZM217 242H219V241H217ZM217 242H215V243H217ZM75 243L77 244V246ZM208 243H211V242H208ZM212 243H213V241H212ZM6 244H8V242H6ZM19 245H20V243H19ZM191 245H192V243H191ZM215 245H213V246H215ZM25 246H27V245L24 243V247ZM181 246H184L183 248L187 249V252L190 249V248H186V247H188L187 244L185 246L182 243ZM192 246H191V250H192ZM217 246H218V244H217ZM9 247H10V245H9ZM22 247L21 248L18 247V248L20 250H22V249L25 250V248L24 247L22 248ZM27 247H29V246H27ZM244 247H246V246H244ZM10 248L12 250L13 247H10ZM33 248H34V246L31 247L32 250H33ZM183 248H182V251L185 250ZM15 249H16V247L14 248V250ZM237 249H239V248H237ZM14 250L11 251L12 255L14 253L16 254L19 252L17 249L16 250L18 252L16 250H15L16 251L15 252ZM23 250L20 253H23ZM191 250L189 253H187L185 251L184 252L189 255L191 253ZM200 250H199V252H200ZM202 250H201V252H202ZM46 251H45V253H46ZM234 251H236V253H238L237 250H234ZM245 251H246V249H245ZM195 252H197V251L195 250ZM195 252L193 251V253H195ZM221 252H222V250H221ZM228 252H229V249H228ZM10 253L8 256H11ZM33 253H35V251H33ZM244 253H246V252H244ZM25 254H24V256H25ZM218 254L221 255L222 253H218ZM14 255H13V258H14ZM6 256H7V254H6ZM26 256H27V254H26ZM66 256L68 258H66ZM180 256H181V253H180ZM189 256L191 257V254ZM194 256H196V255H194ZM15 257H18V256H15ZM22 257H20V258H22ZM58 257H57V259H59ZM126 257H128V258H126ZM176 257H178V255ZM9 258H12V257H9ZM75 258H76V260H74ZM122 258H124V257H122ZM192 258H193V256H192ZM137 259H135V261ZM14 260H17V259H14ZM97 260H99V259H97ZM97 260H95V261H97ZM123 260L124 259H122V261ZM242 260H243V257H242ZM257 260H259V261H257ZM59 261L60 260H58V262L57 261H55V262L59 263ZM132 261H134V260H131V262ZM178 262H179V260H178ZM242 262H245V261H242ZM222 263H223V261H222Z\"/></svg>",
    "mask_w": 264,
    "mask_h": 264
}]
</instances>
